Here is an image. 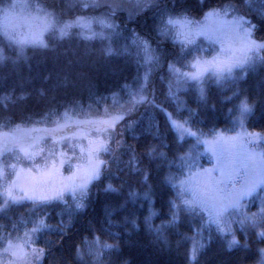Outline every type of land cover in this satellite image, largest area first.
Segmentation results:
<instances>
[{
  "label": "snow or ice",
  "instance_id": "1",
  "mask_svg": "<svg viewBox=\"0 0 264 264\" xmlns=\"http://www.w3.org/2000/svg\"><path fill=\"white\" fill-rule=\"evenodd\" d=\"M170 3L171 6L168 0L163 4L158 0H134L129 6L127 0H66L64 8L76 12L104 10L99 16L73 13V18L67 19L63 9L49 10L38 0L35 3L11 0L0 8V34L11 50L9 54L5 47H0V65L27 60V45L48 49L49 43L44 38L48 33L61 41L71 40L73 35L85 41L99 37L108 41L100 50L105 58L117 53L134 55L137 63L145 67L144 73L138 72L132 83L125 80L108 90L111 104L108 96L95 91L96 85L89 79L87 107L82 98L68 95V90L76 88L86 74L73 75L62 69L51 89L37 90V102L42 101L44 107L21 115L19 122L14 119V110L32 93L22 90L17 95L13 88L0 94V264H43L56 241L46 239V250L37 246V237L50 231L57 234L58 240L68 236L74 216L87 209L92 188L113 175V165L119 172L123 163L148 184L150 173L141 164L142 155L167 165L169 171L162 180L175 192L169 200L168 219L154 225L152 217L156 213L149 209L144 223L157 240L166 242V230L178 225L182 213L185 219L194 222L196 234L202 239L187 253L189 264H196L205 246L204 232H208L210 240L214 230L225 239L228 249L240 243L235 226L244 233L242 247H249L250 232L264 243V132L248 131L245 127L255 101L236 86L239 78L257 64H264V36H256L259 26L247 18L254 12L257 19L264 21V0H243L240 5L233 0L218 5L199 0V16L183 4L178 6V0ZM129 7L137 15L145 9L153 10V32L157 39L122 28L117 13ZM132 16L129 11V19ZM93 24H98L99 29ZM22 28L27 30L22 32ZM122 31L129 33L124 37L125 43L113 47V39L119 38ZM199 38L208 42L213 54L204 55L207 49ZM168 39L174 44L178 42L179 50L167 60V90L158 95L151 73L161 66L164 53L160 45ZM71 64L69 60L68 65ZM209 82L236 86L231 96L224 97L229 102L233 98L238 101L229 109L233 113L231 129L213 128L206 132L192 123L195 110L188 107L181 93L194 90L197 103L204 102ZM140 108L155 114L148 131L159 141V145H145L143 153H137L123 137V130L135 125L131 116ZM185 110L187 116L183 115ZM158 116H163L165 130L175 132L173 142L178 148L171 157L163 151L168 145ZM201 149L214 161L211 167L199 165ZM122 154L128 156L126 161L121 160ZM173 167L177 169L175 172ZM104 191L117 193L120 189L109 182ZM138 197L151 202V185L142 193L130 187L128 199ZM26 202L29 207L25 213L15 211ZM57 204L64 206L58 213L61 219L51 225L47 223V209ZM252 204L256 205V211H251ZM112 215L106 206L105 220L99 229H92V239L83 237L73 243L72 255L77 264H107L106 254L118 244L108 243L96 233H107L116 239L119 233L111 231L113 226L129 223L136 226L135 218L125 217L117 222ZM258 252L257 264H264V248H258Z\"/></svg>",
  "mask_w": 264,
  "mask_h": 264
},
{
  "label": "trees",
  "instance_id": "2",
  "mask_svg": "<svg viewBox=\"0 0 264 264\" xmlns=\"http://www.w3.org/2000/svg\"><path fill=\"white\" fill-rule=\"evenodd\" d=\"M42 5L48 8H56L58 11L62 9L66 0H38ZM161 4L165 0H158ZM171 6L170 0H168ZM226 2V0H206L207 4L218 5ZM237 5L243 3V0H233ZM179 4L191 8L192 12L199 16L200 6L199 0H178ZM101 10V9H99ZM97 10V11H99ZM243 10V9H242ZM95 11L94 13H98ZM64 12V11H63ZM89 13V12H81ZM253 24L259 26L256 36H264V21L257 19L254 12H250L247 17ZM126 19V18H125ZM154 13L153 10L145 9L140 15L131 19L122 21L123 26L127 29H135L141 35H151L157 39L153 32ZM122 26V28H123ZM129 33L125 31L119 38L113 39V47L123 45L124 37ZM48 49L39 46H30L26 49L27 60H21L18 64L13 65L6 62L0 65V94L15 89L17 95L23 91H29L32 95L23 102L18 103L15 108L14 119L19 122L21 115L29 114V111H38L44 107L43 102H37V90L44 88L51 89L56 82V74L62 69L69 70L73 75L76 73H85L84 80L77 85L76 88L69 89L68 95H75L83 99L85 107L88 104V80H92L95 85V91L104 96H108V103H112L109 95L110 89H115L116 85L123 84L125 80L132 83L137 73L143 74L145 67L137 63L134 55L117 53L111 58H105L101 55V49L107 40L97 37L90 41H85L81 37L73 35L72 39L65 38L58 40L47 34ZM202 46L207 49L204 55L209 54L211 49L203 39H200ZM8 42L4 43V47L9 54L11 50L7 49ZM160 50L164 53V59L161 66L155 68L152 73V81L158 95L163 94L167 90L168 67L167 60L172 58L173 53L179 50L178 42L173 43L172 40H164L160 45ZM72 64L69 66L68 61ZM46 77H50L45 79ZM239 89L250 100L255 101L253 114L246 121L245 127L248 131L264 132V64H257L255 69L249 71L246 76L241 77L237 81ZM231 83H225L222 86L209 82L207 99L204 102L197 103L194 90H189L186 94L181 93L182 98L186 101L188 107L195 110L191 117L192 123L206 132L216 128L222 131L234 127L232 121L233 113L229 109L238 101L233 98L231 102L225 100V96H231L233 88L236 87ZM61 90V96H62ZM59 98V97H58ZM124 99H127L125 96ZM171 110V109H170ZM103 107L101 106V113ZM154 113L140 108L139 111L132 114L131 118L136 121L132 128L123 130L124 140L131 144L137 153H143L145 145H159V141L153 139L148 131V125ZM183 115L187 116L185 110ZM160 127L166 132L167 147L163 151L171 157L177 150L178 145L173 142L175 136L174 131L164 129L163 116H158ZM238 130V129H237ZM192 141L188 138V143ZM180 143H183L182 141ZM186 148L187 145H184ZM108 159V156L104 157ZM128 156L121 155V160L126 161ZM199 165L206 166L211 163L209 154L201 149L199 156ZM141 164L148 168L150 176L148 184L143 183L140 175L136 172H130L123 163L119 165L121 171H116V165H113V175L96 183L92 188L91 198L87 209L74 216L72 227L68 236L63 240H58L54 231L45 232L37 237V246L46 248V237L48 240L56 241L50 248V254L44 258L43 264H77L72 255V245L79 242L83 237L92 239V229H99L105 220L106 206L112 210V219L114 221H122L125 217L136 219V226L130 223L127 226L118 224L111 228L112 232H118L119 236L113 239L107 233L102 238L108 243H116L118 247L106 254L107 264H189L187 253L193 248L194 244L201 241L197 240L195 223L185 219V214H181V220L174 228H168L165 232L166 242L157 240L155 234L151 232L144 223V217L148 215L149 209L153 210L156 215L152 217L154 225H160L169 217V200L175 195L171 186L163 182L162 178L168 173L167 165L160 164L159 160H152L142 155ZM177 169L172 168L175 172ZM112 183L114 187L120 189L117 193L105 192L106 183ZM151 185V202L138 197L135 200L128 199V193L131 189L142 193ZM126 202V204H125ZM125 205L121 207L120 205ZM255 205V204H252ZM250 205V206H252ZM29 207L28 203L15 209L16 212L25 213ZM63 205L57 204L47 209V223L56 225L61 217L58 213ZM67 218L66 216L64 217ZM31 225H29L30 227ZM237 228L236 236L239 245L228 249L225 239L220 237L213 230L211 239H208V232H204L206 237L203 238L204 248L201 249L196 264H254L259 258L258 248H264L258 238L249 233L247 237L248 248L242 247L245 242L244 233ZM203 233V234H204ZM139 245V246H138Z\"/></svg>",
  "mask_w": 264,
  "mask_h": 264
},
{
  "label": "rangeland",
  "instance_id": "3",
  "mask_svg": "<svg viewBox=\"0 0 264 264\" xmlns=\"http://www.w3.org/2000/svg\"><path fill=\"white\" fill-rule=\"evenodd\" d=\"M29 2L31 3H35L37 2V0H29ZM39 2V1H38ZM11 3V0H0V8H3V7H6L7 4ZM134 3V0H127V4L129 6H131L132 4ZM65 5V4H64ZM64 5L62 7L63 11H64V18H73V13L77 14V15H96V16H99L104 10L101 9H97L99 11H97L98 13H81V12H76V10L74 9H67V8H64ZM44 6V5H43ZM46 7V6H45ZM48 8V7H47ZM49 10H51V8H48ZM129 11H131L133 13V16L132 18L136 17L137 14H136V10L134 8H131L129 7L127 10H121L117 13V22L118 23H121V25L123 26V23L122 21H126V19H129ZM143 12V11H142ZM142 12H140L138 15H140ZM126 18V19H125ZM132 20V19H131ZM38 23V22H37ZM93 27L96 28L97 30L99 29V25L98 24H93ZM126 27V26H123V28ZM27 29L26 28H22L21 31H26ZM123 32V31H122ZM126 33H128V31H125ZM47 34L48 33H45V40L47 41ZM200 39H203V38H199ZM5 42H8L7 39L2 35L0 34V47H4V43ZM206 43H208L207 41H205ZM30 46H33V45H27L26 46V49ZM212 53V51H210L209 54H206V56H210ZM103 113V112H102ZM101 113V114H102ZM209 154V153H208ZM105 157V156H104ZM209 157L211 159V163L209 165H206V166H202V167H211L212 163L214 162L209 154ZM199 163V162H198ZM65 174H67V172L65 171ZM27 203V202H26ZM251 207V211H256V205H252L250 206ZM40 236V235H39ZM206 235L205 233L203 234V238H205ZM202 237L198 235V237L196 238L197 240L201 239ZM47 239V237H46ZM48 240V239H47ZM226 242V241H225ZM139 246V245H138ZM198 258V257H197ZM259 259V258H258ZM258 261V260H257ZM257 261L254 263V264H257Z\"/></svg>",
  "mask_w": 264,
  "mask_h": 264
}]
</instances>
